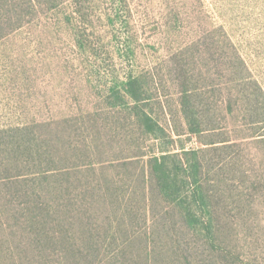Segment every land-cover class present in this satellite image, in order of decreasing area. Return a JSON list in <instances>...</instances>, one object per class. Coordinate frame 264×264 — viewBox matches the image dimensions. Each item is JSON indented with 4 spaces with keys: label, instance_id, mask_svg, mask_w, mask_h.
<instances>
[{
    "label": "rangeland",
    "instance_id": "rangeland-1",
    "mask_svg": "<svg viewBox=\"0 0 264 264\" xmlns=\"http://www.w3.org/2000/svg\"><path fill=\"white\" fill-rule=\"evenodd\" d=\"M134 77L142 105L172 135L170 153L203 149L196 202L187 181L181 204L159 193L153 178L144 190V161L160 142L139 125L122 91ZM251 80L264 93V0H0V152L32 145L42 154L19 156L22 165L2 171L0 199L21 205L26 197L16 192L42 164L54 167L56 185L69 167L89 187L86 200L116 177L118 195L133 197L137 215L147 211L161 255L151 264H264V144L243 96ZM182 85L198 89L203 127L214 130L188 133ZM117 87L120 101L111 93ZM10 159L0 154L3 167ZM13 176L20 182L10 185ZM89 215L96 224L111 217L104 207ZM142 219L135 225L145 231Z\"/></svg>",
    "mask_w": 264,
    "mask_h": 264
},
{
    "label": "trees",
    "instance_id": "trees-1",
    "mask_svg": "<svg viewBox=\"0 0 264 264\" xmlns=\"http://www.w3.org/2000/svg\"><path fill=\"white\" fill-rule=\"evenodd\" d=\"M242 62L244 70L247 71L246 65ZM139 79L132 78L122 87V91L132 100L131 108L136 110L135 116L139 125L160 142V147H157L158 153L144 161L145 166L142 168L144 190L149 189L148 184L150 185L153 178L159 193L169 198L174 197L176 203L181 204L183 199L179 201V194L187 181L194 184L189 195L196 202L197 189L201 188L203 164L198 158V153L203 149L185 151L180 147L181 156L178 152L170 153L167 143L171 142V146L174 144L172 135L166 133L151 111L146 109L147 105H142L141 94H144V91ZM197 91L198 89L182 85L178 101L188 133L200 137L202 132L212 131L214 127H203L205 119L200 109ZM249 91V93L247 90L243 91L246 100L244 110L249 114L251 124L260 126V133L254 137L264 144V93L254 80L249 83ZM111 93L119 101L124 95L119 87L113 89ZM113 104L117 106L120 103ZM166 137L171 140L165 141ZM215 142L217 141L212 140L202 144ZM24 148L23 152L15 148L0 152L1 155L11 156L6 166L3 167L0 162V182L4 179L2 171L9 172L13 167L22 165L19 156L28 157L32 151L38 156L42 155L40 149L33 148L32 145H24ZM184 155H189L190 159L184 158ZM44 160L49 165L46 159ZM39 166L42 169L33 168L36 170L31 173L34 179L27 188L22 193L16 192V195L26 197L18 203L21 205H16L9 196H4L6 204L0 199V237L3 238L1 241L5 242V247L0 246V264H151L152 259L161 257L152 239L154 235L147 228V211L143 209V214L137 215L134 212L133 197L118 195V178L109 179L110 186L103 188V192L106 191L105 195L102 194V189H99L100 193L92 196L90 191L86 200L83 193H87L89 187L81 185V177L78 179L77 175L67 172L69 167L64 168L65 171L62 173L64 178L56 185L51 179L56 176L52 173L55 171L54 167L51 165L44 167L43 164ZM18 176L8 177L6 182L10 185L16 184L14 181L20 182ZM93 190L98 191V188L94 187ZM73 198L77 199V204L73 203ZM198 198L204 202L207 196L199 192ZM142 199L145 200L144 195ZM73 207H76L77 211L70 214ZM100 207H104L105 214L110 213L111 217L106 216L103 224H96L90 220L96 219L89 215V212L98 214ZM18 211L24 214L23 219L17 215ZM188 211L185 218L190 221L192 215ZM140 216H143L145 231L136 228L135 222ZM3 217L13 219L16 225H7ZM209 217L211 225L213 213H210ZM55 226H59L60 230ZM12 228H16L17 237H13Z\"/></svg>",
    "mask_w": 264,
    "mask_h": 264
}]
</instances>
